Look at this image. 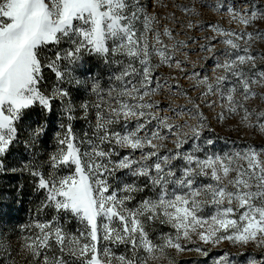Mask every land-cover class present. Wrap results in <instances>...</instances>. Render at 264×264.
<instances>
[{
  "label": "snow or ice",
  "instance_id": "6c2138e0",
  "mask_svg": "<svg viewBox=\"0 0 264 264\" xmlns=\"http://www.w3.org/2000/svg\"><path fill=\"white\" fill-rule=\"evenodd\" d=\"M201 7L239 28L202 29L213 33L200 46L210 75L164 24L174 14L159 17L150 0H0V174H27L43 195L20 225L18 252L0 234V264L19 255L27 264H154L168 250L264 264L243 252L210 257L225 242L264 250V145L217 149L202 108L264 136V49L253 47L264 42V3ZM164 93L186 103L162 106Z\"/></svg>",
  "mask_w": 264,
  "mask_h": 264
},
{
  "label": "rangeland",
  "instance_id": "374dc122",
  "mask_svg": "<svg viewBox=\"0 0 264 264\" xmlns=\"http://www.w3.org/2000/svg\"><path fill=\"white\" fill-rule=\"evenodd\" d=\"M215 0H150L153 3V11L159 17H171L175 16V21L169 23L168 20H164V24L174 29V35L177 40L185 41L188 44V48L184 49L189 53L190 59L194 62L195 70L202 74H211L213 68V60L210 54L200 51V46L209 43L213 37V33L210 30H202L206 28L208 24H219L220 26L228 29L239 30L235 23H230L228 17L222 16L214 12L210 8L201 7L202 3H214ZM264 3V0H261ZM197 9L199 14H193L192 12L185 13L182 8ZM188 23L196 25L189 29ZM242 27V26H241ZM256 30H264V23L256 25ZM248 31H253L249 28ZM213 43L215 41H212ZM257 53L261 49H264V42H257L254 46ZM219 50V48H218ZM182 58V57H181ZM206 58V59H205ZM92 64L95 65L96 73L102 77V83L107 79L105 76V68L99 62L93 60ZM191 70V66L189 68ZM159 75L163 77H169L170 75H177V73L171 69L162 68ZM181 77L183 74H179ZM175 83V81H172ZM179 83L187 90L193 100L199 96V92L192 89L193 82L187 79H179ZM161 105L173 103L176 105H183L186 103L183 97H174L168 93L157 97ZM258 102H253L252 106H256ZM205 114L211 121V126L215 129V135L220 139L216 144V148L219 149L225 145V141L228 142V146H231L232 142L236 144H255L264 145V136L254 129H248L244 127H237L236 119H229L223 124L217 123L216 113L220 111L217 107L215 111L208 109L202 105ZM39 119L38 116L33 117ZM80 125H77L79 127ZM54 127V125H53ZM207 134V133H206ZM171 146V145H169ZM46 148L51 149V144H47ZM19 154V150H18ZM15 159V158H14ZM145 193H141L137 196V200ZM43 199L42 193L36 192L33 186V179L27 174L21 173H7L0 174V234L6 237L7 242L10 243L11 249L18 252L20 249V225L26 224L32 219V214ZM135 203V201H134ZM51 212L45 210L41 213V219H48ZM69 228L74 229L76 227L75 222L68 225ZM221 252H230L235 255L238 252H243L245 255L251 254L256 259H264V250H261L254 245H249L247 248L232 247L229 243L225 242L218 248H210V257L219 255ZM243 260L244 257H239ZM18 264H27L23 255L16 256ZM173 264H206V258L199 255L194 251L185 253H176L174 250H168L165 255L154 261V264H169V261ZM207 264H212L211 259L207 260Z\"/></svg>",
  "mask_w": 264,
  "mask_h": 264
}]
</instances>
